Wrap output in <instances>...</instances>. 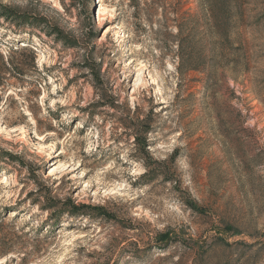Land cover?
Returning <instances> with one entry per match:
<instances>
[{
  "label": "rangeland",
  "instance_id": "rangeland-1",
  "mask_svg": "<svg viewBox=\"0 0 264 264\" xmlns=\"http://www.w3.org/2000/svg\"><path fill=\"white\" fill-rule=\"evenodd\" d=\"M1 1H39L81 48L26 36L41 73L0 87V153L18 159L0 166V264H264V0ZM15 39L0 29L4 56ZM92 48L117 110L89 108ZM127 109L149 119L148 158Z\"/></svg>",
  "mask_w": 264,
  "mask_h": 264
},
{
  "label": "trees",
  "instance_id": "trees-1",
  "mask_svg": "<svg viewBox=\"0 0 264 264\" xmlns=\"http://www.w3.org/2000/svg\"><path fill=\"white\" fill-rule=\"evenodd\" d=\"M76 10L80 13L81 11L85 12L87 0H72ZM224 0L216 1V10L225 11ZM43 7V4L39 1H33L31 4L23 6L5 4L0 0V29L8 31L13 34L16 38L14 42L9 43L12 46L11 52L8 56H4L0 52V87H4V81L9 78L24 79L30 73H41L36 65V52L30 48L29 43H26V36L33 37L36 34L41 39V36H45L50 41L52 40L56 45L63 46L65 49L72 50L75 48H81L80 40L72 36L69 32H66L61 26L55 24L53 20L48 16L41 13L40 9ZM219 23L222 26L223 18L220 15ZM84 24L82 27L83 33L92 34L93 25L88 23ZM216 24V23H215ZM216 26V25H215ZM97 40L96 36L90 37L86 41ZM85 48V47H83ZM85 58V59H84ZM184 58V57H182ZM82 61L77 67L80 72H88L91 78H94V86L97 93L96 103L89 106L92 107H102L108 108L111 110H117L119 108L118 99H116L110 92L104 81L103 76L101 75L102 64L96 63L97 53L96 49L92 48L90 55L83 57ZM102 61L101 59H99ZM182 60V67L186 66L189 69H199L200 67L197 64L196 59H190L188 65H185ZM89 108L80 109V112L88 111ZM127 118L122 119V127L126 131L130 132V136L134 139L135 145L142 152V154L148 158L149 152V139L148 135L151 133V124L148 122L149 119L141 120L140 117H137L136 120L130 119L132 114H135L130 109H127ZM149 117V116H148ZM8 159L0 153V166L2 163L8 164L7 160H18L12 156L7 155ZM19 165L24 169L26 164L24 161L19 159ZM147 170H152L150 163H145ZM196 211L199 210L197 206H192ZM67 213L70 216H80L84 218H89L91 214H95L98 217L111 218L107 215L105 207L100 206H88V205H75L74 203H68ZM231 230V229H230ZM157 242L159 245H166L171 242L170 234H160Z\"/></svg>",
  "mask_w": 264,
  "mask_h": 264
},
{
  "label": "bare ground",
  "instance_id": "bare-ground-1",
  "mask_svg": "<svg viewBox=\"0 0 264 264\" xmlns=\"http://www.w3.org/2000/svg\"><path fill=\"white\" fill-rule=\"evenodd\" d=\"M6 123V128L14 127L15 131L23 137H28L32 136V132L29 131L25 125L15 122V121H10V120H5Z\"/></svg>",
  "mask_w": 264,
  "mask_h": 264
},
{
  "label": "clouds",
  "instance_id": "clouds-1",
  "mask_svg": "<svg viewBox=\"0 0 264 264\" xmlns=\"http://www.w3.org/2000/svg\"><path fill=\"white\" fill-rule=\"evenodd\" d=\"M89 135H91V133H89ZM50 147H52L54 149L55 145H50ZM129 163H131V161H129ZM60 167L61 168H64V167H66V165L61 164Z\"/></svg>",
  "mask_w": 264,
  "mask_h": 264
}]
</instances>
